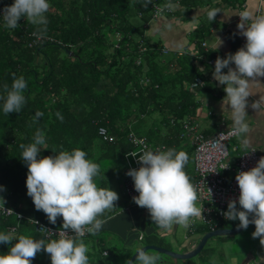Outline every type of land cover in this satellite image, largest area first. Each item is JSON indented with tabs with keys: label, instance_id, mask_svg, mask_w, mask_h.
<instances>
[{
	"label": "trees",
	"instance_id": "1",
	"mask_svg": "<svg viewBox=\"0 0 264 264\" xmlns=\"http://www.w3.org/2000/svg\"><path fill=\"white\" fill-rule=\"evenodd\" d=\"M178 1L180 9L167 12L162 18L186 21L191 11L203 4V0ZM164 2L49 0L50 8L45 14L48 24L46 30L39 31L40 26L23 17L16 29L6 28L3 18L0 19V96H6L5 84L11 89L14 76H23L27 83L26 103L20 112L6 115L4 101L0 99V186L3 187L0 197L5 201L4 207L12 209L6 214L0 207V232L40 239L31 219L62 228V217L51 224L27 195L28 168L20 157L23 151L20 145L32 143L37 130L46 137L42 156L58 154L61 150H84L89 159L100 165V175L96 177L100 187L109 186L110 169L117 154L137 148L129 140L131 133L145 136L152 144L185 151L189 156L186 171L194 180V147L183 144L181 133L184 121L199 106L196 90L190 84L201 76V71L194 54L176 51L164 58L171 51L164 53L167 47L151 31L157 20L155 6ZM10 3L14 0H0V6ZM205 17L208 19L207 14ZM205 25L209 28L212 24L203 22L191 36L198 48L201 46L198 38L207 32ZM32 33L50 39L30 45L36 39ZM207 57L212 58L210 54ZM37 112L43 115L36 118ZM57 113L63 117L62 121ZM101 126L107 127L115 137L113 141L99 135ZM225 177L229 183L235 171H226ZM111 212H105L101 218L107 220ZM229 221H222L221 227H232L224 226ZM209 230L203 224L194 227L196 233ZM90 237L92 234L88 233L83 237L85 243ZM92 238L91 244L99 249L90 264L118 261L100 233ZM156 244L172 249L163 240ZM10 246L0 243V254ZM112 248L119 249L117 244ZM91 253L88 252L89 258ZM201 253L209 255L210 263L216 264L212 249L204 247ZM110 254L114 258L109 259ZM120 261L123 263V259ZM32 264H51L50 255L41 251Z\"/></svg>",
	"mask_w": 264,
	"mask_h": 264
},
{
	"label": "clouds",
	"instance_id": "2",
	"mask_svg": "<svg viewBox=\"0 0 264 264\" xmlns=\"http://www.w3.org/2000/svg\"><path fill=\"white\" fill-rule=\"evenodd\" d=\"M174 3L172 1V11ZM49 8V0H14L3 8L4 26L16 29L23 17L29 23L40 26L38 31L46 30L48 20L45 14ZM217 13L219 9L209 10L208 19L213 21ZM239 17L237 28L239 34L246 37V43L235 53H228L223 58L217 56L212 78L224 86V100L231 109L233 119V134L242 136L249 132L246 108L248 97L252 95L250 88L258 77H264V15L253 18L249 12H243ZM223 43L216 36L211 43L208 42V46L218 51ZM233 64L235 67H232ZM225 68L227 72L223 71ZM26 87L23 76H14L11 89L4 85L6 96H0V99L4 101L3 112L6 115L21 111L26 103ZM251 107L256 109L259 104L252 103ZM42 115L37 112L36 118ZM57 116L63 120L59 113ZM45 143L44 132L37 130L32 143L20 145L23 150L20 157L28 168L27 195L36 210L43 211L51 224H56L57 218L62 217L63 231L59 232L58 238L49 237L47 240L35 239L27 234L14 236L0 232V243L11 245L7 252L0 254V264H32L41 251L50 255L51 264H90L89 247L83 237L86 233L96 235L101 230L106 223L101 217L113 210L119 199L118 193L110 187L98 186L96 177L100 175V165L89 159L84 150H61L58 154L42 156L40 153ZM138 153L140 166L130 168L126 175L133 179L134 188L139 193L133 197L134 202L148 209L152 222L158 228L166 231L176 225L188 228L192 218L203 216L205 209L197 204L200 199L198 189L186 171L189 156L185 151L157 148L129 154L137 157ZM228 167L227 163L222 169ZM236 181L240 190V207H237L236 199H230L223 215L226 220L238 219V228L241 229L246 230L249 224H254L252 237L259 238L264 245V156L254 167L239 171ZM4 203L3 197H0L2 210ZM52 235L57 234L52 232ZM13 240L16 242L13 243ZM134 254L135 260L129 259L127 264H161L162 261L158 253L143 247H138Z\"/></svg>",
	"mask_w": 264,
	"mask_h": 264
},
{
	"label": "crops",
	"instance_id": "3",
	"mask_svg": "<svg viewBox=\"0 0 264 264\" xmlns=\"http://www.w3.org/2000/svg\"><path fill=\"white\" fill-rule=\"evenodd\" d=\"M175 2L174 10L180 9L179 1L176 0ZM261 2L263 4L262 15H264V0H203V4L193 9L186 21L163 17L154 22L157 27L152 35H154L155 39H161L164 46L169 48L171 52L190 47L197 52L196 55H201V57L196 56V66L199 70L201 68L204 69L200 75L205 79L206 84L196 90L199 106L196 113L186 119L194 121L198 125V130L206 135L233 128L231 109L227 106V101L224 100L226 96L224 86L212 78L214 68L206 63V59L210 58L207 56L210 54L212 57H225L226 54L235 53L240 47L244 46L246 37L239 34V29L237 28L240 21L239 15L242 12H249L255 18ZM213 8L219 9V13H217L213 21H210L205 16ZM205 21L210 22L212 25L209 28L205 25L207 32L198 38L201 42V46L198 48L196 43H193L195 41L191 36L196 32L197 27L199 28ZM216 36L224 41L218 51L208 46V42L211 43ZM199 41H197L198 44ZM204 56L207 58H204ZM232 67H235V65L233 64ZM223 71L227 72V68L223 69ZM257 79L258 81L254 82L250 88L252 95L248 97V106L246 108L248 114L246 123L248 124L249 132L238 136L237 141L240 150L256 148L264 154V77H258ZM252 103L259 104V107L256 109L252 108ZM245 141H247V144H245ZM184 145H186L185 142ZM236 159L237 157H235V163ZM231 166L232 168L235 167L232 164ZM162 236L165 235L162 234Z\"/></svg>",
	"mask_w": 264,
	"mask_h": 264
},
{
	"label": "built area",
	"instance_id": "4",
	"mask_svg": "<svg viewBox=\"0 0 264 264\" xmlns=\"http://www.w3.org/2000/svg\"><path fill=\"white\" fill-rule=\"evenodd\" d=\"M10 4L0 6V19L3 18V8ZM262 5L263 4L261 2L257 9L256 16L262 15ZM244 6L246 5L244 4ZM167 12H172V0H165L164 4L156 5L154 18L159 20ZM33 35L36 36V39L30 42V45H36L39 42L50 39L49 36H44L43 34L40 35L38 33H32V36ZM168 51L171 50L169 48L164 49V53H168ZM177 52L179 54L188 53L201 57V55H196L197 52L192 50L190 47H185L183 50H178ZM220 57L223 58L224 56ZM216 58L217 57L210 58L207 61V64H209L212 68H215ZM205 84V79L202 76H197L190 84V88L192 90H197V88H201L205 86ZM172 122L174 123V119H172ZM183 128L181 137L183 139L190 137L194 147L195 178L192 182L198 189L201 205H203L205 209L202 217L193 218L190 223L191 228L189 231L194 233V227L197 224L206 225L210 228V230L221 228L222 221H226L223 213L227 211L229 200L236 199L238 205L240 190L236 181L237 173L241 170L246 171L251 167H254L264 154L259 152L256 148L240 150V146L237 141L238 136L233 134V128L220 130L214 134L206 135L198 130V125L191 119H186L184 121ZM98 132L99 135L107 141H113L115 139L105 126H101ZM129 140L134 143L137 148L123 153L126 164L125 175L130 168H138L140 166L137 162L139 153L137 154V157H133L129 153L139 152L141 150H155L157 148L165 150L168 149L165 144H152L148 138L137 134H129ZM230 146H232L238 153L235 167L233 168L231 164L226 161L231 154ZM227 163L229 164V167L222 169V167ZM226 171H235V177L229 183L226 182ZM125 191L127 196L133 202V197L138 196L139 194L134 188L133 179L128 175H126L125 179ZM135 205L137 204L135 203ZM3 211L6 214H10L12 212V210L6 207H3ZM30 221L34 224L36 232L39 233L41 238L45 240L49 239V237L53 239L58 238L59 232L63 231V228L61 227H54L37 219H31ZM49 230L57 235H52V232ZM140 238H142V236H140Z\"/></svg>",
	"mask_w": 264,
	"mask_h": 264
},
{
	"label": "rangeland",
	"instance_id": "5",
	"mask_svg": "<svg viewBox=\"0 0 264 264\" xmlns=\"http://www.w3.org/2000/svg\"><path fill=\"white\" fill-rule=\"evenodd\" d=\"M153 24L151 27L152 33L155 32L157 27V25ZM171 53L164 54V58H169ZM184 142L186 146L193 147L190 137L183 139V144ZM230 151V157L226 161L234 166L235 157H237L238 153L232 146H230ZM125 169L124 154L118 153L113 162V167L110 169V184L108 187L118 193L119 199L115 202L116 207L111 210L112 215L106 220V223L98 232L105 239V243L108 244L115 256H117L118 261L114 264H127V261L134 254L136 247L150 244L149 242L156 244V242L161 243L163 240L178 252L186 251L188 248L194 247L199 241L200 236L204 233L191 234L189 231L190 226L184 228L183 226L176 225L167 231L156 228V224L152 222L151 217L148 215V209L135 205L130 200L125 191ZM197 204L201 205L200 199L197 201ZM237 207H240L239 204ZM226 225H232V227H234L233 225L237 226L239 225V220L229 221L224 224V226ZM254 231L255 225L250 224L246 230L243 229L231 235L212 237L205 247L212 249V252H214L213 259L216 264H264V245H261L259 238L252 237ZM140 234H142V238L139 239ZM162 234L165 236H162ZM92 237L86 242L89 247V252H93L89 261L95 259L96 251L99 249L97 245L91 244ZM113 244H118L119 249L112 248ZM149 251L152 252V250ZM158 254L163 256L167 263L170 264H188V262L194 264H211L208 258L209 255L205 253H199L191 259H177L163 253ZM108 258L112 259L114 257L110 254ZM122 259L123 263L120 261Z\"/></svg>",
	"mask_w": 264,
	"mask_h": 264
},
{
	"label": "water",
	"instance_id": "6",
	"mask_svg": "<svg viewBox=\"0 0 264 264\" xmlns=\"http://www.w3.org/2000/svg\"><path fill=\"white\" fill-rule=\"evenodd\" d=\"M241 230H243V229L238 228V225L234 226V227H221V228H217L215 230H210V231L204 233L200 237L199 241L197 242V244L194 247H190L186 251H181V252H178L174 249L168 248L166 246H160L157 244L140 245V246H137L136 249L138 247H143V248L147 249L148 251L152 250V251H155L158 253H163V254H166L167 256H171V257H174L177 259H191L192 257H195L199 253H201L203 248L207 245L208 241L212 237L231 235V234L237 233ZM130 259L135 260V254H133L130 257ZM161 264H163V261H161Z\"/></svg>",
	"mask_w": 264,
	"mask_h": 264
},
{
	"label": "flooded vegetation",
	"instance_id": "7",
	"mask_svg": "<svg viewBox=\"0 0 264 264\" xmlns=\"http://www.w3.org/2000/svg\"><path fill=\"white\" fill-rule=\"evenodd\" d=\"M173 249V248H172ZM152 252H155V251H152ZM156 253H158V252H156ZM160 255V254H159ZM162 257V261H163V264H170V263H167V261L165 260V258H163V256H161Z\"/></svg>",
	"mask_w": 264,
	"mask_h": 264
}]
</instances>
